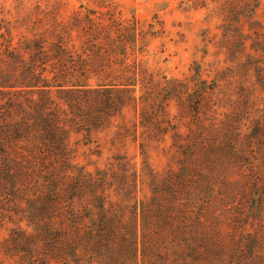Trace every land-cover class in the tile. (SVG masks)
Masks as SVG:
<instances>
[{
    "label": "trees",
    "instance_id": "trees-1",
    "mask_svg": "<svg viewBox=\"0 0 264 264\" xmlns=\"http://www.w3.org/2000/svg\"><path fill=\"white\" fill-rule=\"evenodd\" d=\"M258 3L227 9L240 44L227 55L226 76L241 71L252 101L241 110L225 101L221 67L177 87L146 80L141 63L127 62L138 40L131 25L114 35L89 30L75 45L72 23L38 3L26 47L8 32L0 47L9 65L0 71V226L19 230L5 247L13 264H264V61L243 31ZM159 88L177 90L195 123L187 134L168 119L171 97ZM124 98L141 106L146 137L172 138L176 161L162 174L146 157L138 168L114 151L102 165L77 160L70 133L98 130L101 114L112 119ZM157 103L162 115L152 111Z\"/></svg>",
    "mask_w": 264,
    "mask_h": 264
},
{
    "label": "rangeland",
    "instance_id": "rangeland-1",
    "mask_svg": "<svg viewBox=\"0 0 264 264\" xmlns=\"http://www.w3.org/2000/svg\"><path fill=\"white\" fill-rule=\"evenodd\" d=\"M237 1L239 0H0V47L3 48L5 42L2 39L9 37V31L14 36V43L25 40L22 47L28 45L26 39L30 37L34 17L39 10L36 8L38 3L44 11H53L72 23L76 29L73 32L75 45L81 43L79 36L83 38L89 30L95 29L102 31V34L109 32L114 35L118 26L131 25L135 28L138 40L136 50L127 62L130 65L136 59L138 64L141 63V68L147 74L146 80L169 86L168 79H173L177 81L174 84L177 87L180 83L193 79L197 70L208 79L209 76L213 77L216 67H221L222 76L225 77L221 80L225 101L233 103L236 100L241 110L243 104L252 102H245L247 93L243 90L244 79L239 74L241 71L231 74L232 78L226 76L229 75V67L233 66L229 65L227 55L238 49L240 44L236 32L232 31L236 23L234 14L227 10L229 2ZM254 1L245 0V3L250 8ZM252 14V19L244 20L243 31L251 35L246 40L247 48H252V51L260 48L259 53L254 51V59L263 62L264 0H259ZM82 21L86 23L82 24ZM253 30L256 34H253ZM253 37L254 42L251 40ZM31 47L32 45L28 49ZM22 51L27 61L32 60L30 50ZM121 61L119 58L118 62ZM1 68L5 72L9 65L0 63V71ZM1 78L0 72V80ZM259 88L258 97L262 99V107L264 89ZM4 89L0 87V99ZM168 91L169 88L164 92L159 88L160 97L168 95ZM139 93L138 91L137 95ZM177 95V90L168 95L171 100L166 105L167 116L173 126H180L181 133L187 134L195 123L190 117L191 113L184 110ZM120 96L123 97L122 94ZM34 99H38L37 94H34ZM116 107L117 111H114L115 116L112 119L101 114L103 120L97 124L99 129L93 130L91 134L85 127L81 133H70V145L72 149H76L77 160L80 163L102 165L114 151L125 153L138 168L146 157L157 174L170 168L171 163L176 161L174 157L177 153L172 138L163 139L158 135L152 140L145 136L140 123L141 106L126 100L124 106ZM162 107L157 103L152 111L162 115ZM250 114L248 109L243 117L246 119ZM245 119L242 122L247 125L249 121ZM205 129L207 133L209 130ZM199 130L203 131L201 127ZM141 146L145 149L144 154ZM11 220L17 222L14 218ZM9 227L10 224L0 226V264L17 262L11 257V250L6 248L9 247L12 237H18L19 230L14 229L9 234ZM22 254L23 252L20 255Z\"/></svg>",
    "mask_w": 264,
    "mask_h": 264
}]
</instances>
